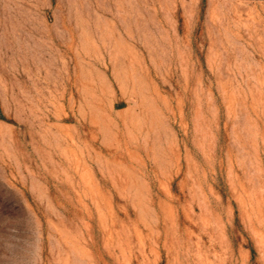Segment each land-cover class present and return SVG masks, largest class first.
Segmentation results:
<instances>
[{
    "label": "rangeland",
    "instance_id": "1",
    "mask_svg": "<svg viewBox=\"0 0 264 264\" xmlns=\"http://www.w3.org/2000/svg\"><path fill=\"white\" fill-rule=\"evenodd\" d=\"M0 264H264V0H0Z\"/></svg>",
    "mask_w": 264,
    "mask_h": 264
}]
</instances>
